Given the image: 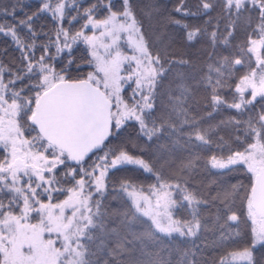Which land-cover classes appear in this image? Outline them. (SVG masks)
I'll use <instances>...</instances> for the list:
<instances>
[{"label": "snow or ice", "instance_id": "6c2138e0", "mask_svg": "<svg viewBox=\"0 0 264 264\" xmlns=\"http://www.w3.org/2000/svg\"><path fill=\"white\" fill-rule=\"evenodd\" d=\"M0 36V264H264V0H0Z\"/></svg>", "mask_w": 264, "mask_h": 264}, {"label": "trees", "instance_id": "16d2710c", "mask_svg": "<svg viewBox=\"0 0 264 264\" xmlns=\"http://www.w3.org/2000/svg\"><path fill=\"white\" fill-rule=\"evenodd\" d=\"M5 2H7V0H5ZM24 2H25V4L34 8L35 5L39 2V0H24ZM165 2H169V0H165ZM192 2L195 3V0H192ZM170 3L174 4L175 0H170ZM18 15H22V13H18ZM8 19L10 20L11 18L9 17ZM5 47L8 48L9 52L13 56L19 55V53L13 48L12 41L8 38L0 36V49H3Z\"/></svg>", "mask_w": 264, "mask_h": 264}]
</instances>
